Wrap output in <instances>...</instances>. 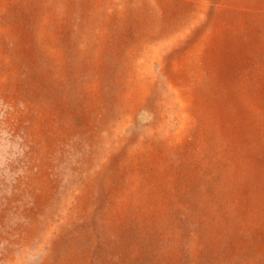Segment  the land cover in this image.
<instances>
[{
    "label": "rangeland",
    "instance_id": "1",
    "mask_svg": "<svg viewBox=\"0 0 264 264\" xmlns=\"http://www.w3.org/2000/svg\"><path fill=\"white\" fill-rule=\"evenodd\" d=\"M0 264H264V0H0Z\"/></svg>",
    "mask_w": 264,
    "mask_h": 264
}]
</instances>
